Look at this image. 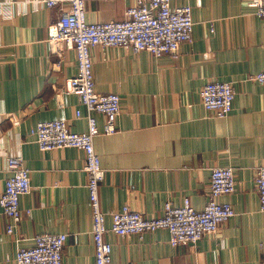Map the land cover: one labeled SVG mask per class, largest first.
<instances>
[{
	"label": "crops",
	"instance_id": "0c3cea01",
	"mask_svg": "<svg viewBox=\"0 0 264 264\" xmlns=\"http://www.w3.org/2000/svg\"><path fill=\"white\" fill-rule=\"evenodd\" d=\"M248 0H170L191 5L192 41L176 56L96 45L90 49L95 89L116 92L120 112L116 131L99 134L94 147L105 169L99 185L101 209L127 205L146 217L164 204L182 205L188 197L201 210L209 194L211 168L231 166L235 189L218 197L234 214L194 246H172L159 228L144 234L105 238L110 264H264V212L259 210L255 168L264 164V84L249 76L264 70V17ZM134 0H89L90 22L122 20ZM69 5L48 7L44 0H0V194L10 175L7 159L20 154L29 170L30 190L20 196L22 217L12 232L0 209V264H14L17 252L40 233H66L63 264H94L92 216L76 147L42 150L30 130L40 121L66 119L71 131L87 129L86 107L67 92L77 71L75 51L55 47L48 25ZM214 80L230 81L232 109L212 116L199 91ZM76 111L81 113L76 117ZM102 129L105 117L94 114Z\"/></svg>",
	"mask_w": 264,
	"mask_h": 264
},
{
	"label": "built area",
	"instance_id": "2783aa9c",
	"mask_svg": "<svg viewBox=\"0 0 264 264\" xmlns=\"http://www.w3.org/2000/svg\"><path fill=\"white\" fill-rule=\"evenodd\" d=\"M65 1L69 5L61 9L58 17L48 25V40L57 52L56 68L61 63V45L75 51L77 71L66 80L65 89L78 95L86 107L84 117L88 126L82 132L71 131L66 119H52L38 122L30 134L42 150L76 147L84 152L83 169L87 173L86 187L92 216L94 264L111 262L112 245L105 238L107 231L121 237L136 235L140 239L147 232L163 228L168 231L172 246H194L205 234L215 233L220 224L234 214L228 202L218 201L220 195L232 193L235 189L233 167L211 168L208 199L201 210L195 209L188 197L183 199L182 205L166 201L163 213L152 217L124 205L110 213L111 223L108 226L99 200V185L104 179L105 169L95 150L94 138L116 131L120 96L116 92L96 91L90 52L93 46L98 45L101 48L126 47L134 52L148 51L157 56H176L181 42L192 41V6L171 7L170 0H134L126 8L124 19L90 22L86 15V2L89 0H44V4L58 7ZM200 1L196 0V4ZM247 4L252 7L254 15L264 17V0H248ZM249 79L264 84V70L250 75ZM199 95L202 105L212 116L226 117L232 109L234 90L230 81H209L201 87ZM95 113L105 117L102 129L97 125ZM80 116L81 113L76 111V117ZM7 167L10 175L5 179L4 190L0 194V209L10 221L7 232H12L22 217L20 196L28 193L31 183L29 170L20 154L10 155ZM254 180L259 210L264 212V164L255 168ZM66 239V233L37 234L32 246L17 252L14 264H63L62 251Z\"/></svg>",
	"mask_w": 264,
	"mask_h": 264
}]
</instances>
